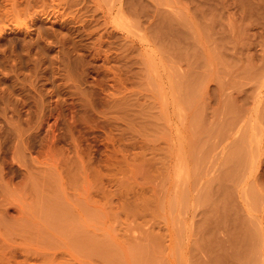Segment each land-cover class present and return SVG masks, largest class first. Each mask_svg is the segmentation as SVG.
<instances>
[{
    "label": "rangeland",
    "instance_id": "1",
    "mask_svg": "<svg viewBox=\"0 0 264 264\" xmlns=\"http://www.w3.org/2000/svg\"><path fill=\"white\" fill-rule=\"evenodd\" d=\"M0 264H264V0H0Z\"/></svg>",
    "mask_w": 264,
    "mask_h": 264
}]
</instances>
